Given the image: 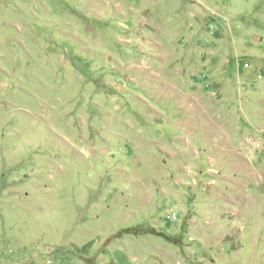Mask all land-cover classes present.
<instances>
[{
  "label": "rangeland",
  "instance_id": "rangeland-1",
  "mask_svg": "<svg viewBox=\"0 0 264 264\" xmlns=\"http://www.w3.org/2000/svg\"><path fill=\"white\" fill-rule=\"evenodd\" d=\"M0 264H264V0H0Z\"/></svg>",
  "mask_w": 264,
  "mask_h": 264
}]
</instances>
